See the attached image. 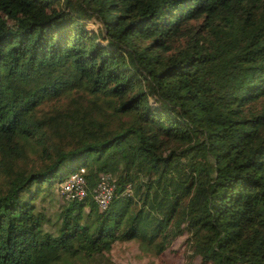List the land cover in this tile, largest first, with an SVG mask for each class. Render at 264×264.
I'll return each mask as SVG.
<instances>
[{
  "label": "trees",
  "instance_id": "obj_1",
  "mask_svg": "<svg viewBox=\"0 0 264 264\" xmlns=\"http://www.w3.org/2000/svg\"><path fill=\"white\" fill-rule=\"evenodd\" d=\"M80 167L84 196L51 209ZM180 236L202 264H264V0H0V264Z\"/></svg>",
  "mask_w": 264,
  "mask_h": 264
},
{
  "label": "rangeland",
  "instance_id": "obj_2",
  "mask_svg": "<svg viewBox=\"0 0 264 264\" xmlns=\"http://www.w3.org/2000/svg\"><path fill=\"white\" fill-rule=\"evenodd\" d=\"M87 27L94 33H98L97 24L88 21ZM61 182H55L51 186V194L54 198L51 200L53 209L60 200L57 195V186ZM186 247L183 243V236L177 237L172 244L160 254H154L151 251H145L140 248L137 240L115 242L109 251V258L112 264H202L197 257L188 259L186 256Z\"/></svg>",
  "mask_w": 264,
  "mask_h": 264
},
{
  "label": "built area",
  "instance_id": "obj_3",
  "mask_svg": "<svg viewBox=\"0 0 264 264\" xmlns=\"http://www.w3.org/2000/svg\"><path fill=\"white\" fill-rule=\"evenodd\" d=\"M84 168L71 172L65 177L57 187V193L65 199L81 198L85 194L84 178L82 173ZM114 189V180L107 174H99L97 182L92 190V198L99 209L106 207ZM124 192L130 193V187L127 185Z\"/></svg>",
  "mask_w": 264,
  "mask_h": 264
}]
</instances>
